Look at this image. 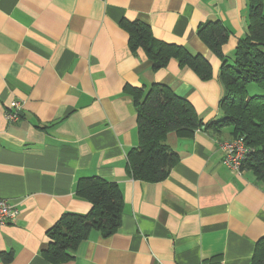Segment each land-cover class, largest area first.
Listing matches in <instances>:
<instances>
[{
    "label": "crops",
    "instance_id": "crops-1",
    "mask_svg": "<svg viewBox=\"0 0 264 264\" xmlns=\"http://www.w3.org/2000/svg\"><path fill=\"white\" fill-rule=\"evenodd\" d=\"M247 15L246 0H0V199L19 211L0 227V264H51L42 256L46 232L63 214L91 209L75 192L91 176L117 184L120 226L108 238L91 231L59 264L252 263L264 236V182L226 166L219 144L228 129L169 134L178 160L158 183L126 170L138 142L128 89L165 85L203 123L221 118L220 62L197 28L224 26L227 56L246 34ZM122 22L202 55L211 80L175 60L152 71L141 49L130 51Z\"/></svg>",
    "mask_w": 264,
    "mask_h": 264
},
{
    "label": "trees",
    "instance_id": "trees-1",
    "mask_svg": "<svg viewBox=\"0 0 264 264\" xmlns=\"http://www.w3.org/2000/svg\"><path fill=\"white\" fill-rule=\"evenodd\" d=\"M246 7V34L230 55L222 52L229 39L224 26L208 21L197 28V37L220 62L218 80L224 89L218 103L221 118L203 123L192 104L165 85L128 89L136 112L138 142L126 155V170L134 180L158 183L167 177L178 160L166 144L169 134L189 139L199 130L220 133L228 129V141L240 138L250 150L241 172L251 171L257 182H264V94L249 95L247 90L250 84L264 90V0H246ZM121 27L129 34L130 51L141 49L152 71L175 60L199 80H211L212 66L202 55L184 46L157 41L141 23L122 22ZM75 192L90 202L91 209L86 214H63L46 232L49 244L42 256L51 264L69 260L91 231L108 238L120 226L123 204L116 183L96 176L81 178ZM251 264H264V236L256 244Z\"/></svg>",
    "mask_w": 264,
    "mask_h": 264
},
{
    "label": "built area",
    "instance_id": "built-area-1",
    "mask_svg": "<svg viewBox=\"0 0 264 264\" xmlns=\"http://www.w3.org/2000/svg\"><path fill=\"white\" fill-rule=\"evenodd\" d=\"M7 120L9 122L17 121V113H9ZM219 147L223 152L226 166L236 173H240L241 166L250 151L243 140L239 138L232 141H224L219 144ZM18 214L19 211L17 209L9 206L6 202H0V227L5 226L8 222H13Z\"/></svg>",
    "mask_w": 264,
    "mask_h": 264
},
{
    "label": "rangeland",
    "instance_id": "rangeland-1",
    "mask_svg": "<svg viewBox=\"0 0 264 264\" xmlns=\"http://www.w3.org/2000/svg\"><path fill=\"white\" fill-rule=\"evenodd\" d=\"M247 90H248V94L249 95H256V94H264V90L258 88L256 85L254 84H250L248 87H247ZM19 118V117H18ZM0 202H5V200L3 199H0ZM2 227V226H1Z\"/></svg>",
    "mask_w": 264,
    "mask_h": 264
}]
</instances>
